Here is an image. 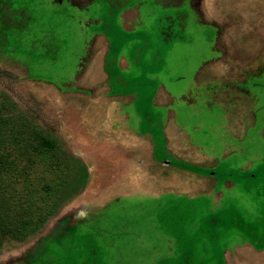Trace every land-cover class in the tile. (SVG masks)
Listing matches in <instances>:
<instances>
[{
  "label": "rangeland",
  "instance_id": "374dc122",
  "mask_svg": "<svg viewBox=\"0 0 264 264\" xmlns=\"http://www.w3.org/2000/svg\"><path fill=\"white\" fill-rule=\"evenodd\" d=\"M169 1L172 6L119 0L143 2L142 23L137 19L125 30L106 0L85 9L68 0H0V264H144L142 200L117 196L128 188V178L107 163L98 172L85 169L83 156L97 163L107 162V155L85 144L91 154L67 153L63 140L61 115L71 125L75 118L60 99L85 98L73 88L93 82L103 83L98 97H107L103 58L90 62L89 75L79 73L97 26L112 41L106 70L116 92L142 91L148 101L162 85L164 98H227L222 109L229 116L221 130L227 144L264 149V0ZM95 17L99 25L89 23ZM120 50L135 63L131 71L113 65ZM44 82L63 85L68 93ZM211 113L214 124L222 111ZM94 193L117 200L95 215L75 218ZM166 205L165 234L159 236H175L179 249L173 260L158 264H222L217 232L201 226L203 239L197 241L213 247L207 261L189 249L198 230L188 232L185 221L170 224V207L186 210L189 201L169 199ZM11 225H18L21 241L3 235ZM241 228L249 236L250 227Z\"/></svg>",
  "mask_w": 264,
  "mask_h": 264
},
{
  "label": "crops",
  "instance_id": "0c3cea01",
  "mask_svg": "<svg viewBox=\"0 0 264 264\" xmlns=\"http://www.w3.org/2000/svg\"><path fill=\"white\" fill-rule=\"evenodd\" d=\"M48 1L57 3L63 0ZM68 1L85 9L93 3L104 4L102 1L105 0ZM118 1L106 0L108 8L114 11L125 30L132 29L137 19L142 23L143 2L134 5L122 2L119 5ZM159 2L167 6L173 3L154 0V4ZM95 18L89 23L99 25L101 19ZM90 41L87 44L88 55L79 73L89 75L94 59L103 58L101 73L107 82V97H98L103 83L93 82L88 86L77 84L73 88L85 98L60 99L59 104L65 113L75 118V124L71 125L69 119L61 115L62 130L66 132L63 140L67 153L91 154L83 147L85 144L89 148L97 147L99 154L107 155V162L97 163L83 156L81 162L85 169L98 172L100 164L104 166L107 163L116 175L128 178V188L116 195L124 200L135 197L142 200L144 264L173 260L179 249L175 236L163 239L159 236L160 233L165 234L162 218L169 210L166 205L169 199L189 201L186 210L171 206L167 216L172 220V226L186 222L188 232L198 230L189 246L192 256L195 251H201L202 258L210 261L214 255L211 245L197 241L203 239L199 233L205 224V229L208 227L218 233L222 264H264V149L258 151L252 147L227 144L225 133L221 132L223 120L229 116L227 109H222L227 98L225 102L219 97L164 98L162 85L148 101L142 98V91L118 93L111 74L106 70V61L113 51L109 35L98 30L97 26ZM116 55L113 56V65L117 70L131 71L135 63L128 54L120 50ZM122 82L127 85L125 80ZM48 84L61 93H68L63 85ZM214 108L221 110L222 114L212 124L208 118ZM226 131L234 137L239 135L233 130ZM96 195L94 193L90 197L89 206L75 210V218L95 215L111 200H117L115 197L100 199ZM147 201L156 204L143 203ZM243 224L250 227L249 236L243 232ZM153 229V237H144Z\"/></svg>",
  "mask_w": 264,
  "mask_h": 264
},
{
  "label": "trees",
  "instance_id": "16d2710c",
  "mask_svg": "<svg viewBox=\"0 0 264 264\" xmlns=\"http://www.w3.org/2000/svg\"><path fill=\"white\" fill-rule=\"evenodd\" d=\"M49 145V144H48ZM50 146H52V143H50ZM18 225H11L9 226L7 229H5V231L3 232L4 236H11V238L15 241H21L22 237L24 235L18 233Z\"/></svg>",
  "mask_w": 264,
  "mask_h": 264
}]
</instances>
